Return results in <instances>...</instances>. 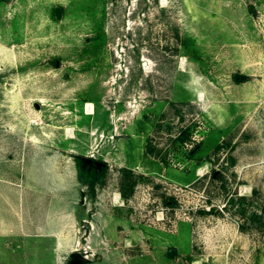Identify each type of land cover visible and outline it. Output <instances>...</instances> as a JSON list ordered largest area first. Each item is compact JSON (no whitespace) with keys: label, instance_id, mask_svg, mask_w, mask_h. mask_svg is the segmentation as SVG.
Masks as SVG:
<instances>
[{"label":"rangeland","instance_id":"obj_1","mask_svg":"<svg viewBox=\"0 0 264 264\" xmlns=\"http://www.w3.org/2000/svg\"><path fill=\"white\" fill-rule=\"evenodd\" d=\"M72 252L264 264V0H0V264Z\"/></svg>","mask_w":264,"mask_h":264},{"label":"crops","instance_id":"obj_2","mask_svg":"<svg viewBox=\"0 0 264 264\" xmlns=\"http://www.w3.org/2000/svg\"><path fill=\"white\" fill-rule=\"evenodd\" d=\"M33 204H35V203H33ZM72 217L73 216H71L68 220L65 217H59L53 223H50V225L47 226V228H46V230H48V232H47L48 235L53 236L55 238H58V240L56 242L57 248L58 247H60V248L66 247V245H67L64 242V240H66V239L62 235V231H65L67 228H69V226H72V224H73V218ZM83 225H84V222H83ZM88 225L89 226L91 225L94 227V223H92V221L90 222V224L88 223ZM59 239H61V240H59ZM82 257L84 258V260L82 262H86L88 256H86V257L82 256ZM97 257H99V256H97Z\"/></svg>","mask_w":264,"mask_h":264},{"label":"trees","instance_id":"obj_3","mask_svg":"<svg viewBox=\"0 0 264 264\" xmlns=\"http://www.w3.org/2000/svg\"><path fill=\"white\" fill-rule=\"evenodd\" d=\"M238 81H244L247 79V76L246 75H243V74H240L238 75ZM77 159H81L82 161H86V159L82 158V157H77ZM87 166H88V169L86 171V176L88 178L87 180V187L89 189V191L93 192L94 191V186H95V183L101 178V176L103 175V166H99V167H96V166H93V165H90L88 163H86ZM169 255H172L171 252H169Z\"/></svg>","mask_w":264,"mask_h":264},{"label":"water","instance_id":"obj_4","mask_svg":"<svg viewBox=\"0 0 264 264\" xmlns=\"http://www.w3.org/2000/svg\"><path fill=\"white\" fill-rule=\"evenodd\" d=\"M236 77H237V76L235 75V78H236ZM84 159L89 160L88 158H84ZM84 226H85V227H88L89 225H88L87 222H84ZM71 256L73 257V260H74V262H75L76 264H81V262L84 260V258L82 257V255H80V254L77 253V252H72V253H71Z\"/></svg>","mask_w":264,"mask_h":264},{"label":"flooded vegetation","instance_id":"obj_5","mask_svg":"<svg viewBox=\"0 0 264 264\" xmlns=\"http://www.w3.org/2000/svg\"><path fill=\"white\" fill-rule=\"evenodd\" d=\"M86 163L96 166V167L102 166V163H99L98 161H95L93 159L86 160Z\"/></svg>","mask_w":264,"mask_h":264}]
</instances>
